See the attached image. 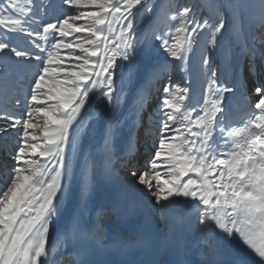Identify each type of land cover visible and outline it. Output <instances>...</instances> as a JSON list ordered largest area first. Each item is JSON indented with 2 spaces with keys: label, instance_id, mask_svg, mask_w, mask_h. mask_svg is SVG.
Segmentation results:
<instances>
[{
  "label": "snow or ice",
  "instance_id": "obj_1",
  "mask_svg": "<svg viewBox=\"0 0 264 264\" xmlns=\"http://www.w3.org/2000/svg\"><path fill=\"white\" fill-rule=\"evenodd\" d=\"M52 7L51 0H0V264H50L67 244L74 264H95L90 256L104 246L103 230L84 219V193L97 162L78 131L94 119L93 99L106 106L99 151L110 167L122 123L123 71L131 80L137 55L148 50L163 57L157 72L177 61L185 79L183 86L174 84L169 74L143 118L154 151L150 162L135 163L129 141L122 160L133 186L162 213L182 210L178 222L194 220L190 227L206 248L200 264H224L218 238L253 254L252 264H264V82L247 89L246 81L230 83L212 66L210 53L229 31L228 21L222 15L201 20L193 6H177L168 32L141 36L135 22L141 7L148 11L145 0H59L58 15ZM202 32L211 37L200 50L206 86L193 104L183 65ZM222 47L229 49L230 40ZM241 54L250 70L257 55L264 61L255 47ZM246 89L255 101L234 117ZM137 110H144L143 96ZM77 175L81 205L50 245L53 222ZM114 211L98 209L97 219ZM131 243L120 241L122 247ZM158 244L166 246L167 238Z\"/></svg>",
  "mask_w": 264,
  "mask_h": 264
},
{
  "label": "bare ground",
  "instance_id": "obj_2",
  "mask_svg": "<svg viewBox=\"0 0 264 264\" xmlns=\"http://www.w3.org/2000/svg\"><path fill=\"white\" fill-rule=\"evenodd\" d=\"M167 1L168 0H145V5L148 11H145L144 7H141L137 13V21L135 22L138 34L141 36H150L154 28L159 26L160 17L163 16L164 5ZM171 2L173 3L174 0H171ZM178 2H182V6L184 2L185 5L193 6V11L199 19H215L218 15H222L228 21L226 27L229 28V31L218 37L217 47L212 50L210 55L213 61L212 66L217 68L223 78L230 83H238L232 66L236 62L239 65L240 62L242 63V61L245 60L249 62V58L242 56V49L247 46L249 48L263 47L264 50V46L261 44V40H264V4L261 3V0H193V3L191 4H188L189 0H178ZM176 7L177 6H175V9ZM172 24H174V22ZM210 40L211 37L209 34L207 32H202L199 36L197 45L194 46V51L188 54V63L183 65L191 79L190 93L191 103L193 104H195L194 100L198 95H202L203 89L206 86V81L201 77L199 72V60L200 50L208 45ZM229 40L230 48L224 49L222 47L223 44ZM222 52H226L223 59L221 57ZM144 59L145 54L144 51H142L137 55L134 61L131 80L128 79V70L124 69L123 71L122 79L124 95L118 112L122 123L120 126V133L115 138L111 150L110 167L106 168L104 166V156L99 151V149L103 147L102 130L110 115L106 106L100 101L93 99L89 112L94 113V119L86 128H82L78 131L80 143L84 150L91 152L97 162L96 170L90 178V187L87 192L84 193L86 199V212L93 224L98 222L101 225L103 233L112 231L115 236L118 235L117 228L119 225L118 215L115 211L111 214L103 215L99 217V219H97L96 215L98 209H113L106 197V190L102 180L103 174L108 176V171L112 172L117 177L125 178L133 186L132 178L128 175L127 167H121L122 157L129 146V141H131V144L134 146V152L137 148H140V144H143V147H149L151 141L148 140L146 144V125L143 118L147 117L148 113L151 112L158 103L159 94L157 93V89L162 88L165 83H168V76L172 66L170 63L165 69H163V71L157 72V65L160 63L159 61L153 63L154 65L147 70ZM180 67V62H176V66L173 68L170 76L172 83L183 86L185 72H182ZM247 67L249 82L252 83L251 87L253 85L258 86V84L264 82V78L262 79L261 76L258 77L260 67L263 68L262 65L257 67L255 62V65L251 70L250 65L248 66L247 64ZM138 96H143L144 104V110L139 113L137 110ZM243 112L244 107L242 103L234 105V117L238 118ZM38 119L42 123V117H39ZM139 153L143 154H138L134 157V159H136L134 162L138 165H140L143 160H146V158L149 159L150 156L151 158L154 156V151L147 152L143 150ZM132 156H134V154H132ZM147 162H150V160ZM1 178H3L2 174L0 175V179ZM134 188L139 194V188ZM141 197L151 207L154 215L161 218L163 226L167 219L177 215L178 211H180L177 210L175 212L162 213L158 207H153L145 197ZM80 205V181L77 175L73 179L69 195L62 204L58 216L53 222L49 238L50 245L56 243L59 235L65 230L63 227L64 216H69L71 210L75 206ZM189 223L191 225L194 223V220L189 219ZM189 237L193 263L200 264L201 253L206 251V248L201 242V234L195 228L190 227ZM218 243L220 247V259H224L227 255L231 259L229 264H233L234 261H239L240 264H252L253 254L249 251L242 249L233 243H229L226 240H220L219 238ZM70 248L71 247L68 244L57 248L51 258L50 264H72L73 256Z\"/></svg>",
  "mask_w": 264,
  "mask_h": 264
},
{
  "label": "rangeland",
  "instance_id": "obj_3",
  "mask_svg": "<svg viewBox=\"0 0 264 264\" xmlns=\"http://www.w3.org/2000/svg\"><path fill=\"white\" fill-rule=\"evenodd\" d=\"M45 2H47V0H45ZM193 3V0H189L188 4ZM51 4H52V8L49 9L50 12H52L53 14H59L61 9L59 7V0H51ZM182 2H178V0H174V2L172 3L171 0H168L165 5H164V9H163V16L160 17V23L159 26H156L153 30V32L151 33V35L153 33L156 34H160L161 31L163 32H168L169 31V24L171 23H175V21H171V17L173 15H175V6H182L181 5ZM185 5V2L184 4ZM205 18H202L201 20H203ZM264 46V44H262ZM145 54V64H146V69L148 70L149 68H151L154 64L153 63H157L159 61H161L163 59V57L159 56L158 54L154 53L152 50H148V51H144ZM176 62L174 61L171 63V68H170V72L169 74L173 71V68L176 66ZM25 72L30 71L25 69ZM190 79V78H189ZM191 81V79H190ZM190 97H191V93H190ZM200 98V96L198 95V97L194 100V102H196L198 99ZM149 150V148H148ZM153 155V154H151ZM1 175V174H0ZM3 178L0 179V181L2 182Z\"/></svg>",
  "mask_w": 264,
  "mask_h": 264
}]
</instances>
